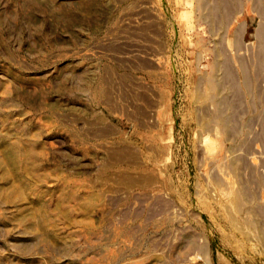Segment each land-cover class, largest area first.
Instances as JSON below:
<instances>
[{
    "label": "rangeland",
    "instance_id": "374dc122",
    "mask_svg": "<svg viewBox=\"0 0 264 264\" xmlns=\"http://www.w3.org/2000/svg\"><path fill=\"white\" fill-rule=\"evenodd\" d=\"M0 264H264V0H0Z\"/></svg>",
    "mask_w": 264,
    "mask_h": 264
}]
</instances>
